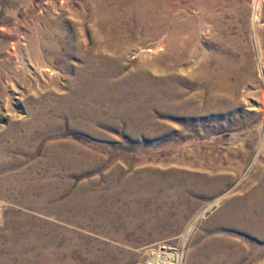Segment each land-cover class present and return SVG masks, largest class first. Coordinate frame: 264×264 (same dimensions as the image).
<instances>
[{
  "label": "rangeland",
  "instance_id": "rangeland-1",
  "mask_svg": "<svg viewBox=\"0 0 264 264\" xmlns=\"http://www.w3.org/2000/svg\"><path fill=\"white\" fill-rule=\"evenodd\" d=\"M98 1L112 3L115 0H0V64L5 58L16 64L22 58L24 61L25 56L27 60L23 66L29 70L27 77H30L26 63H33L30 52L35 50L50 60L34 63L33 68L36 66L42 71L44 67L48 68L43 72L54 73L51 77L64 88L67 81L59 74L63 70L62 61L49 54L51 46L64 53L70 42L87 44L89 30L94 25L90 8H95ZM166 2L179 9L176 12L185 24L190 23L188 29L179 34V40L187 39L195 29L189 47L199 64L205 61L214 65L215 60L210 57L213 52L219 59L224 53L233 54L235 59L245 56L254 65L261 60L264 43L259 42V37L264 33V0H213L212 20L208 24L215 25L214 30L206 29L207 22L201 18L203 13L198 0ZM253 6L258 8L257 22L252 17ZM154 51L151 49V53ZM67 60L74 62L70 57ZM240 69L248 73L246 66L242 65ZM257 78L255 71L256 80H246L240 88L241 91L250 90L249 97L256 106L260 101ZM40 83L43 87L48 85L43 78ZM18 85H21L18 89L21 93L0 95V240L5 238L9 224L22 223L30 226L29 229L38 230L42 238L50 240L52 236L56 239L60 258L67 259V263L56 264H147L163 250L173 254V259L163 264H199L200 260L210 264L204 253L209 241L214 239L219 244L212 264L264 263V234L259 236L252 230L211 221L219 208L215 205L216 200H224L225 193H236L246 184L253 169L260 135L257 130H247L258 118L249 119L244 115L247 107L243 97H239L243 105L237 110H217L202 101L197 107L179 109V114L178 110L156 109L131 127L127 122L119 129L98 125L97 135L87 130L80 120H75L76 126L65 120L63 126L43 135L31 153L27 145L5 132L6 127L17 123L16 134L20 136L31 121L26 111L31 105L26 98L29 88ZM52 141H68L81 146L84 151L96 153L94 165L49 164L43 158L50 151L47 143ZM222 170L229 175L222 193L212 195L194 190L195 182V185L203 184ZM131 174L140 177L147 174L150 180L156 178L155 183L161 191L175 190L180 197L185 194L191 197V201L183 211L175 212L171 207L159 213L155 208L151 212L148 201L137 203L120 196L93 195L99 189H105L106 193L109 178L115 176L119 183ZM85 202L92 203L90 209L80 206ZM134 202L139 206L136 209L132 208ZM111 203L119 208L111 210ZM210 204L212 208L207 210ZM97 208L109 215L107 223H100V219L95 218L97 214L93 212H98ZM123 215L133 219L135 226L125 231L123 239H118V231L126 227L121 222ZM148 222H151V228L158 230L147 229ZM222 245L228 246L230 252H236L237 261H232V257H221ZM2 255L0 249V262Z\"/></svg>",
  "mask_w": 264,
  "mask_h": 264
},
{
  "label": "bare ground",
  "instance_id": "bare-ground-1",
  "mask_svg": "<svg viewBox=\"0 0 264 264\" xmlns=\"http://www.w3.org/2000/svg\"><path fill=\"white\" fill-rule=\"evenodd\" d=\"M108 3L98 1L95 8H90L94 25L89 30L87 44L84 41L70 42L64 53L51 46L49 54L56 60L62 61L63 70L59 74L67 81L64 88L51 77L54 73L43 72L46 67L43 71L36 66L33 68L34 63L50 60L35 50L30 52L33 63H26L31 71L30 77H27L29 70L23 66L27 60L25 56L24 61L22 58L16 64H13L10 58H5V62L0 64V95L19 94L21 92L18 89L21 85H18L19 87L16 85L24 84L29 88L26 91V98L31 103L26 109L31 121L24 127L25 132L20 136L16 134L19 126L17 123L6 127L5 132L15 136L19 143L27 145L29 152L33 153L42 136L56 127L63 126L65 120L71 125L75 120H80L88 128L87 130L96 134L100 131L98 125L119 129L122 123L127 122V126L131 127L133 123H141L145 120L153 110H178L179 114V109L197 107L201 101L207 107L217 110L229 108L237 110L243 105L239 97H243L244 105L247 107L244 115L249 119L258 118V121L250 125L247 130L249 132L257 130L260 135L255 147L253 169L247 177L246 184L238 188L236 193H228V195L225 193L224 200H216L215 205H219V208L211 216V221L241 230H252L259 236L264 234V52H261V60L256 65L245 56L235 59L233 54L224 53L222 59H219L214 52L210 54L215 60L214 65H209L205 61L199 64L195 61L197 58L193 59L194 55L189 47L192 41L190 37L193 36L195 29H190L191 33H188L191 36L187 39L179 40V34L186 31L190 23L185 24L184 19L176 12L179 9L172 8L166 0H115ZM212 3L213 0H198L197 4L203 13L200 17L207 22L206 29L210 27L214 30L216 26L208 24L212 20ZM252 17L254 22H257L258 8H253ZM259 42L264 43V33L260 35ZM151 49L155 50V53H151ZM24 51L28 52L26 49ZM69 57L74 59V62L69 63L67 60ZM242 65L247 67V74L241 72ZM255 71L259 77L257 80L260 93L257 106L249 97L250 90H240L246 80H256ZM42 78L48 81L46 87L40 83ZM37 86L42 90H37ZM47 148L50 151L43 159L49 164L91 167L97 158L96 153L84 151L81 146L68 141L48 142ZM101 159L104 161V158ZM136 174L126 175L119 183L116 182L115 176L109 175L111 178L108 180L109 187L106 193L105 189H99L98 192L94 191L96 194L93 195L99 197L107 194L110 198L120 196L126 201L130 198L137 203L148 201L151 212L155 208L160 211L159 213L171 207L175 212L183 211L187 207L186 204L191 201V197L186 194L180 197L175 190L161 191L158 183H155L156 178L150 176V180L147 174L141 177ZM228 176L226 170L217 172L208 180L202 181L203 184L195 185V182L194 190L212 195L215 192L222 193L228 182ZM135 202L133 207L131 206L134 209L139 207ZM91 204L85 202L80 206L90 209ZM110 207L113 211L119 208L115 203H111ZM211 208L212 204L206 209ZM100 211L93 212L97 214L95 218L100 219V223H107L110 219L109 215ZM121 222L126 227L118 231V239H123L125 231H130L135 226V221L126 218L125 215ZM148 224L147 229L158 230L151 228V222ZM7 228L5 238L0 240L3 254L0 264L67 263V259L60 258L56 249V239L52 236L50 240L47 237L42 238L38 230L29 229L30 226L28 228V225L22 223H11ZM218 244L213 239L207 244L206 250L204 249L210 264L214 263ZM222 246L221 257H232V261L236 260V252H230L228 246ZM241 251L244 252V249L241 248ZM159 253L163 255L152 257L147 264H163L173 259L172 253L165 250ZM202 262L200 260L199 264H203Z\"/></svg>",
  "mask_w": 264,
  "mask_h": 264
}]
</instances>
